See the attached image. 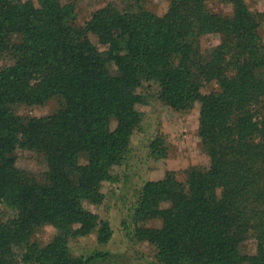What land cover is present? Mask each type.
<instances>
[{
	"label": "trees",
	"instance_id": "16d2710c",
	"mask_svg": "<svg viewBox=\"0 0 264 264\" xmlns=\"http://www.w3.org/2000/svg\"><path fill=\"white\" fill-rule=\"evenodd\" d=\"M207 1L170 0L159 14L148 0H119L79 22L70 1L0 0V202L17 211L23 237L43 224L57 230L49 247L28 248L32 264H91L107 254L73 256L67 237L111 238L110 222L86 203L101 204L103 185L118 180L148 91L176 110L200 106L210 157L184 180L168 170L138 190L134 235L155 249L149 264H264V13L245 0H224L233 12L218 13ZM211 34L219 43L204 47ZM55 97L46 115L14 110ZM151 145L155 157L169 154L162 136ZM17 146L45 168L18 166ZM155 219L160 226L146 224Z\"/></svg>",
	"mask_w": 264,
	"mask_h": 264
},
{
	"label": "rangeland",
	"instance_id": "374dc122",
	"mask_svg": "<svg viewBox=\"0 0 264 264\" xmlns=\"http://www.w3.org/2000/svg\"><path fill=\"white\" fill-rule=\"evenodd\" d=\"M73 2L78 13V21L84 22L91 13L110 2L119 0H64ZM253 12L264 13V0H245ZM170 0H148L149 8L163 14ZM211 11L231 14L233 5L224 0H208ZM260 56L264 57V17L258 27ZM220 41L219 34H211L204 38V47H211ZM0 64H4L0 59ZM209 90V88H203ZM144 101L138 105L143 112L140 127L134 132L130 151L122 165L117 167L118 180L106 182L103 185L105 198L101 204L86 203V207L98 214L100 219L108 220L113 229L111 238L99 242L94 231L87 235H72L67 237V246L73 256H90L97 252H107L96 257L91 264H149L155 260V249L148 242L140 241L134 235L135 222L133 207L137 200L138 190L151 179H161L166 171L173 170L179 179L186 178V169L192 165L208 166L209 155L202 149L199 136L200 106L196 104L191 109L176 110L155 99L151 92H144ZM57 97L44 105L15 104L17 114L31 117L51 113L58 107ZM162 136L168 145L169 154L155 157L152 152V142ZM16 164L39 173L45 168L42 158L35 156L28 149L17 146L13 152ZM17 211L0 202V263L1 264H32L26 255L30 246L47 248L57 234L51 224H43L23 237L15 227L14 220ZM149 226H160L161 220H149ZM78 225H75L77 228ZM8 234V235H7ZM246 249L253 252L256 247L255 237L246 241Z\"/></svg>",
	"mask_w": 264,
	"mask_h": 264
}]
</instances>
